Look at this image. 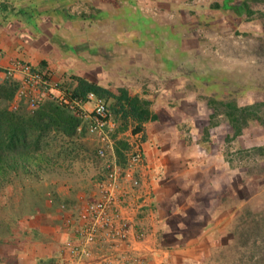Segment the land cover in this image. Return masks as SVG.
<instances>
[{"label": "rangeland", "instance_id": "1", "mask_svg": "<svg viewBox=\"0 0 264 264\" xmlns=\"http://www.w3.org/2000/svg\"><path fill=\"white\" fill-rule=\"evenodd\" d=\"M138 1L166 26L160 38L144 37L141 43L139 33L118 39L110 27L108 33H85L72 52L67 51L71 33H43L53 45V61L41 67H48L64 87L77 74L113 90L124 84L148 100L143 94L159 97L158 120L172 131L178 123L182 138L193 145L187 154L177 146L167 177L160 166L147 171L150 184L153 174L158 183L163 181L154 212L159 220L167 216V227L159 230L161 241L148 235L132 245L144 261L157 253L142 264H264V153L254 150L264 144V0ZM48 26H43L48 32L55 29ZM111 56L115 63L104 68ZM212 98L225 102L215 114ZM228 102L250 107L247 123L239 120L238 136L226 116ZM134 127L128 126L119 139ZM143 131L146 140L145 126ZM45 143L52 162L38 172L12 176L0 187V246L25 241L33 247L42 237V249L47 252L51 242L60 243L63 258L69 215L90 197L103 164L91 155L95 141L88 133ZM200 144L212 149L204 164L199 162L204 157ZM184 242L189 244L178 249ZM166 253L167 261L162 257Z\"/></svg>", "mask_w": 264, "mask_h": 264}, {"label": "built area", "instance_id": "2", "mask_svg": "<svg viewBox=\"0 0 264 264\" xmlns=\"http://www.w3.org/2000/svg\"><path fill=\"white\" fill-rule=\"evenodd\" d=\"M8 79L18 85L16 108L19 102L36 109L50 99L81 118L79 129L85 128L93 137L95 153L103 164L94 191L69 215L68 259L63 256L57 264H142L144 258L132 245L152 235L144 221L154 217L156 208L155 195L145 177L150 169L144 131L130 129L128 134L126 130L123 139L127 146L121 160L115 148L121 133L116 134L118 123L103 97L93 91L86 97L74 96L48 67L22 58L0 65V83Z\"/></svg>", "mask_w": 264, "mask_h": 264}, {"label": "crops", "instance_id": "3", "mask_svg": "<svg viewBox=\"0 0 264 264\" xmlns=\"http://www.w3.org/2000/svg\"><path fill=\"white\" fill-rule=\"evenodd\" d=\"M12 1L15 9L17 8L16 12L15 9L13 10L12 7H9L11 6V3L9 5L6 3V5H4L5 8L0 12V65L2 66L9 65L15 58L25 59L38 66L50 64V62L53 61V57L50 56L51 54L49 50H51L53 45L50 44V41L46 39V35L43 33H71L73 40L69 41L67 51L75 52L74 48L75 45L79 43V38L83 40L86 39L85 33H108V28H113L112 31L110 30V32L114 33V36L118 39L128 36L131 37L133 34L138 36L139 33H152L150 37L147 34L144 37H154V39H158L160 38V32H163L166 28L165 25L161 24L160 22L158 23L154 15L147 14L141 7L143 5H141L138 0ZM31 3L35 4L34 8H32L35 9V24L32 22L33 19L28 18L24 11L26 6L31 5ZM80 6H83L82 9H79ZM38 7L40 8L38 9ZM138 13L153 20L151 27H155L156 23L157 25H160L161 28L158 31L159 34L152 31L151 29H147L144 32L137 26H134L138 25V23L132 20L131 23L128 21V18L134 17ZM44 24H49L48 29L50 31L52 30L51 27H54L55 29L51 32H48L43 28ZM44 41L46 44L45 46ZM105 46L110 49L113 45L109 44ZM117 46V44H114V48H116L114 54L118 57L119 48ZM163 59H165V57H163ZM110 60L111 62H108V64L107 62H104V68H107L109 65L115 63L112 56L110 57ZM56 76L58 75L56 74ZM125 77L128 80L131 78L129 74H125ZM121 86H124V84ZM125 87L131 92V88L129 86L125 85ZM134 93L137 94L138 90H136ZM143 95L147 98H150L149 100L152 99L151 109L155 114H157L156 119L150 120L144 124L146 131L149 134V137L145 140L146 159L147 162H151L149 165L152 172L153 170L156 172L160 166L164 174L163 176L167 177V166L170 165L171 154L175 151V149H177V146L183 148L182 152L187 154L193 145L190 144L186 139L184 140V138H182L177 126L178 123H176L174 126L175 131H172L164 124L163 121L158 120L161 119V116L158 108L159 106L156 105L155 101L159 102V97L154 99V97L148 96L147 94ZM164 126L166 129L162 128ZM163 132L167 134V137L163 136ZM173 132L174 134L176 133V135H173ZM179 141H181V143ZM201 145L202 144L199 146L204 152V157H201L199 162L204 164L206 161H208L209 157L213 156V154L211 151L212 149L209 150L208 147H203ZM156 176H158V174H153L151 187L156 199V208L158 209L160 199L157 198V192L160 191L163 181L160 179V182L158 183ZM175 212L178 211L175 210ZM213 217L214 214H211V219ZM165 219H167V216L161 218L160 220L156 219L155 213L154 217H147L145 219L144 223L147 225L149 230L152 231V235L156 237H154V239H159V241H161L159 237V230L163 231L166 229L167 224L163 223ZM212 221L213 220L208 221L205 229L209 227ZM53 229L55 230L54 227ZM55 236L58 237V235ZM63 239L64 234L61 240ZM35 242L36 245L34 244L33 247L27 245L25 241L17 242L16 244H3V246H0V264H56L59 260H62V258L59 256V250L61 248L60 243L51 242L49 250L47 249V252H45L42 249V245L45 243L42 237L35 239ZM188 244V242H184L178 245V249L186 247ZM164 248L168 249V246H164ZM156 256L158 257L157 253L155 256H153L152 253L148 260H154ZM169 256L170 254L166 253V255L162 257L167 261ZM64 258L68 259V256H64ZM148 260L145 259L143 262L148 263Z\"/></svg>", "mask_w": 264, "mask_h": 264}, {"label": "trees", "instance_id": "4", "mask_svg": "<svg viewBox=\"0 0 264 264\" xmlns=\"http://www.w3.org/2000/svg\"><path fill=\"white\" fill-rule=\"evenodd\" d=\"M5 1L0 0V12L5 8L6 3L8 5L11 3L9 7L15 9L12 0ZM34 5V3L27 5L24 11L28 18L33 19L30 20L35 24V9H32ZM222 5L227 7L229 4L225 2ZM216 6H219V4H216ZM131 20L138 23L134 26L144 32L151 29L158 33L161 28L157 23L155 27H151L153 20L142 16L140 13L128 18L130 23ZM140 34L142 43L144 42V36L147 34L150 37L152 33ZM73 77L72 85L65 88L77 97H86L90 91L103 97L108 104L113 119L118 123L116 134L125 131L130 125L135 126V131L144 130V124L147 121L157 118V114L151 109V102L138 94H132L125 86H119L118 90H113L81 75L76 74ZM61 84L65 86L63 82ZM17 86V82L10 79L0 83V187L10 182L12 176L38 172L43 164L52 162L51 157L49 158L46 153L48 145L45 142H51L54 138L60 136L63 141L64 138H72L80 135V133H87L85 128L79 130V126L83 123L82 119L68 107L55 100H46L34 110L25 109L28 106L23 103H21L22 107L13 108L11 103L14 104ZM220 103L225 102L217 101L214 98L210 100V104L214 108V114L218 111V104ZM226 104L229 107L226 116L234 127V136H238L242 132L239 120L243 117L242 120L245 124L247 123L248 108L250 107H240L232 102ZM126 146L125 139L116 141V153L120 158L124 156ZM63 148L62 146L59 150L60 154ZM254 150L264 153V144L254 148ZM65 151L69 152L67 149ZM90 151L92 152L91 155L96 154L95 144ZM52 157V160L58 159L57 156L52 155ZM257 223L259 224L260 221L258 220ZM258 228L260 229V225ZM253 240L257 242L258 239L254 237Z\"/></svg>", "mask_w": 264, "mask_h": 264}]
</instances>
